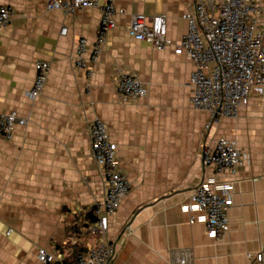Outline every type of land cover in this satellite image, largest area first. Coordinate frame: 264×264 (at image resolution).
Segmentation results:
<instances>
[{"label":"crops","instance_id":"0c3cea01","mask_svg":"<svg viewBox=\"0 0 264 264\" xmlns=\"http://www.w3.org/2000/svg\"><path fill=\"white\" fill-rule=\"evenodd\" d=\"M192 1L115 0L127 13L117 16L88 75L76 67L74 57L81 36L95 40L98 9L65 15L49 11L46 0H0L13 13L0 31V112L28 118L12 140L0 137V264H38V248L64 244L71 216L87 214L102 199L88 133V118L95 115L118 144L121 167L132 183L110 219L116 250L110 264H176L184 254L190 256L188 264H247V255L260 249L264 96L205 133L210 115L193 108L188 85L193 62L172 47L158 50L127 32L131 14L162 13L168 37L179 43L188 30L184 16ZM39 59L48 60L51 70L44 92L31 99ZM121 67L147 87L137 103L118 97L115 76ZM205 134L206 142L219 136L235 140L247 157L235 174L219 177L233 184L230 228L219 238L209 236L202 222L191 224V214L183 209L196 182L209 177L201 159ZM81 231L79 243L96 246L97 236Z\"/></svg>","mask_w":264,"mask_h":264},{"label":"built area","instance_id":"2783aa9c","mask_svg":"<svg viewBox=\"0 0 264 264\" xmlns=\"http://www.w3.org/2000/svg\"><path fill=\"white\" fill-rule=\"evenodd\" d=\"M49 11L58 10L65 15L75 14L84 8L100 11L97 35L93 42L81 36L76 48L74 63L88 75L89 63L98 62L103 54L109 32L117 25V16L127 13L115 0H46ZM12 7L0 6V31L12 20ZM184 18L187 33L179 43L168 37L167 16L159 13L148 16L131 14L128 34L147 41L153 48L169 47L175 54L189 58L195 69L188 85L193 94L195 110L206 111L210 118L205 125L208 133L213 124L224 118H236L239 110L250 104L254 97L264 96V4L260 0H193ZM63 26L61 33H67ZM36 78L28 96L38 98L46 89L51 63L39 59L35 63ZM116 92L124 103H137L148 91L137 74L118 68L115 76ZM28 118L16 111L0 112V137L12 140L18 126ZM91 156L95 161L103 186L102 199L93 209V221L84 219L83 230L97 236L96 246L86 247L75 264H110L115 257V244L109 237L110 219L130 193L132 183L121 167L118 144L112 139L107 124L97 115L88 118ZM208 135V134H207ZM201 148L207 179L196 182L183 209L189 212V222H202L207 234L213 238L224 236L230 228V210L233 206L231 182H220L225 173L235 174L247 157L235 140L219 136L207 141ZM8 231V235L12 233ZM127 232H131L128 228ZM79 238H72L76 244ZM38 264H63L64 255L57 249L39 247ZM189 254L180 257L176 264H188ZM247 264H264V243L256 252L247 255Z\"/></svg>","mask_w":264,"mask_h":264},{"label":"trees","instance_id":"16d2710c","mask_svg":"<svg viewBox=\"0 0 264 264\" xmlns=\"http://www.w3.org/2000/svg\"><path fill=\"white\" fill-rule=\"evenodd\" d=\"M84 219H87L89 222L94 220L93 210L87 212V214H73L70 221V229L68 237L64 244L57 245V250L64 254L63 264H75L78 256L86 250V247H83L79 242L76 244L71 243L73 237L81 236V228H85ZM51 264H61L60 262H54Z\"/></svg>","mask_w":264,"mask_h":264}]
</instances>
